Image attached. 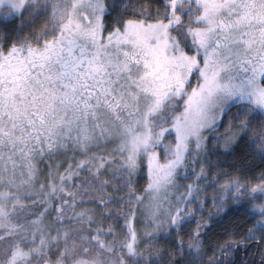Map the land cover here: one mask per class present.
Listing matches in <instances>:
<instances>
[{
	"label": "snow or ice",
	"instance_id": "snow-or-ice-1",
	"mask_svg": "<svg viewBox=\"0 0 264 264\" xmlns=\"http://www.w3.org/2000/svg\"><path fill=\"white\" fill-rule=\"evenodd\" d=\"M155 2L0 0V264H220L230 201L264 245V168L202 187L209 142L264 161V0Z\"/></svg>",
	"mask_w": 264,
	"mask_h": 264
},
{
	"label": "trees",
	"instance_id": "trees-1",
	"mask_svg": "<svg viewBox=\"0 0 264 264\" xmlns=\"http://www.w3.org/2000/svg\"><path fill=\"white\" fill-rule=\"evenodd\" d=\"M143 3L145 5H150L148 11L155 13L156 2L155 0H133V3ZM235 109H232L231 113H228L226 117L223 118L222 132L217 137H225L228 135V127L230 116L235 114ZM235 128V125H233ZM220 143H223V140H220ZM234 151L225 153L223 148H220L215 145H211L209 149H215L219 155H211L208 158L207 172L215 174L217 171H232L233 167H240L243 165L246 169L251 170L252 174H259L261 168H264V161L258 155H253L252 150L247 146L246 143H234ZM63 158H61L62 160ZM39 168L43 172L41 177V182L44 180V177L47 175L46 168L49 164L48 160L40 162L38 160ZM219 166V167H217ZM67 167V165H65ZM63 171V168L60 169ZM146 180L140 179L136 185L138 189L142 190L145 186ZM117 200L120 199L119 196L116 197ZM210 204V203H209ZM110 207L115 208V205ZM245 204L243 201L240 202H229L227 208L219 216H214V223L206 230V244L205 250L207 255L205 256V261L208 257L213 255V251L216 248L218 242H224L227 240L228 243L232 245V252L227 257H220L218 251L215 252V255L220 259V264H223L224 260H228L230 264H261V250L264 249V245L258 247V240H251L248 242L244 241V236L247 233L248 227L251 225L247 223L248 216L245 211ZM205 214L208 213L209 208H205ZM143 220V217H141ZM120 224L123 225V219H120ZM142 227V224L140 225ZM194 227V225H193ZM227 228L229 232H235V236L229 239L224 229ZM161 237H164L166 234L161 233ZM172 237H167V239L161 238L159 245L161 248H166L171 241ZM168 255L164 256V261H161L160 264H166L168 260Z\"/></svg>",
	"mask_w": 264,
	"mask_h": 264
},
{
	"label": "rangeland",
	"instance_id": "rangeland-1",
	"mask_svg": "<svg viewBox=\"0 0 264 264\" xmlns=\"http://www.w3.org/2000/svg\"><path fill=\"white\" fill-rule=\"evenodd\" d=\"M226 115L227 114H225L224 115V117H226ZM223 117V118H224ZM223 118H222V120L219 122V127H218V129L214 132V133H212V134H210V141H215L216 139H217V136H219L220 135V133L222 132V128H223V124H222V121H223ZM211 145H214L212 142H209V145H208V147H210ZM111 147V146H110ZM206 167V171H208L207 170V166H205ZM197 171H199V169L197 168ZM62 172V171H61ZM214 175L215 174H211V173H209V175H208V177H207V179H208V184L207 185H202V187H208L209 188V191H208V200H209V203L211 202V198H212V196H213V189H212V187H211V181L213 180V178H214ZM41 177H39V180L41 181ZM189 181H182V183H188ZM69 184H71V181H69ZM39 189V184H37V190ZM215 191L216 192H218L219 191V185H217L216 186V189H215ZM210 205V204H209Z\"/></svg>",
	"mask_w": 264,
	"mask_h": 264
}]
</instances>
